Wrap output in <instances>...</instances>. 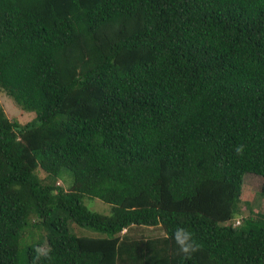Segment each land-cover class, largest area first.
I'll return each instance as SVG.
<instances>
[{
	"label": "trees",
	"instance_id": "16d2710c",
	"mask_svg": "<svg viewBox=\"0 0 264 264\" xmlns=\"http://www.w3.org/2000/svg\"><path fill=\"white\" fill-rule=\"evenodd\" d=\"M0 88L34 113L0 106V264H264V210L224 224L245 173L264 197V0H0Z\"/></svg>",
	"mask_w": 264,
	"mask_h": 264
},
{
	"label": "rangeland",
	"instance_id": "374dc122",
	"mask_svg": "<svg viewBox=\"0 0 264 264\" xmlns=\"http://www.w3.org/2000/svg\"><path fill=\"white\" fill-rule=\"evenodd\" d=\"M0 106L4 112V115L10 121H15L19 124H24L31 120L34 116L33 112L25 111L17 105L14 100L7 95L0 88ZM65 174H61L54 182V185L67 191L71 188V175L67 171H63ZM35 173L42 183H49V179L46 174L39 168H36ZM242 185L245 187L240 191L239 200L237 203V214L234 215L232 219H229L224 224L232 223L235 219L241 222L242 217L246 216H258L264 210V197L260 194L261 178L253 173H245L242 177ZM248 188V189H247ZM83 204L87 209L107 214L109 212L110 206L97 198H83ZM28 223L32 222V218H28ZM69 228L75 235H86L93 236L94 232L91 230L76 226L73 223H69ZM122 230L121 232H123ZM120 232V234H122ZM125 234L131 237H152L162 234L160 228L156 226H131L126 231ZM43 231H36L34 228L28 226L24 229V233L21 238V244H29L30 242L37 240ZM42 245L44 242L42 240Z\"/></svg>",
	"mask_w": 264,
	"mask_h": 264
},
{
	"label": "clouds",
	"instance_id": "9594fccd",
	"mask_svg": "<svg viewBox=\"0 0 264 264\" xmlns=\"http://www.w3.org/2000/svg\"><path fill=\"white\" fill-rule=\"evenodd\" d=\"M243 151V145H237L235 147V152L237 155H242ZM237 226H239V224H237ZM166 238L172 240L175 245L176 253L185 258H191L195 252L199 251V245L195 242L192 232H190L185 227L176 228L172 234ZM51 251L52 250L49 246H37L34 250L35 255L33 258V264H38L41 259H50Z\"/></svg>",
	"mask_w": 264,
	"mask_h": 264
},
{
	"label": "built area",
	"instance_id": "2783aa9c",
	"mask_svg": "<svg viewBox=\"0 0 264 264\" xmlns=\"http://www.w3.org/2000/svg\"><path fill=\"white\" fill-rule=\"evenodd\" d=\"M237 224H239V220L235 219L234 222H232V225H237Z\"/></svg>",
	"mask_w": 264,
	"mask_h": 264
}]
</instances>
